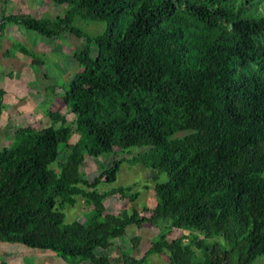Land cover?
<instances>
[{"label": "trees", "instance_id": "16d2710c", "mask_svg": "<svg viewBox=\"0 0 264 264\" xmlns=\"http://www.w3.org/2000/svg\"><path fill=\"white\" fill-rule=\"evenodd\" d=\"M64 16L1 15L43 37L71 33L84 41L73 57L83 71L63 84L74 120L60 117L34 137L15 135L19 159L0 192V240L49 250L65 260L112 264L107 249L136 210L109 212L105 200L124 186L84 195V219L62 210L82 192L80 164L91 150L146 148L129 157L155 171L153 224L166 222L140 260L168 253L170 264H251L264 258V11L253 0H64ZM76 16L106 23L93 36ZM79 134L77 143L71 138ZM32 139L33 142L32 143ZM115 158L96 183L117 180ZM57 164L59 169L53 167ZM129 189V188H128ZM191 230V255L167 239ZM139 240V239H137Z\"/></svg>", "mask_w": 264, "mask_h": 264}, {"label": "rangeland", "instance_id": "374dc122", "mask_svg": "<svg viewBox=\"0 0 264 264\" xmlns=\"http://www.w3.org/2000/svg\"><path fill=\"white\" fill-rule=\"evenodd\" d=\"M258 3L257 12L264 11V0ZM72 3L64 0H0L1 15L30 14L36 18L64 16ZM74 25L96 36L104 32L106 23L86 20L76 16ZM1 34V30H0ZM84 41L74 34L66 33L54 38L43 37L23 25L8 22L0 44V192L12 185L8 174L15 167L19 157L10 156V145L18 133L34 137L60 117L74 120L75 114L66 105L63 84L70 83L83 68L73 57L74 51L83 49ZM79 134L71 138L75 144ZM32 143L33 139H32ZM146 148H131L118 152L91 150L86 143L81 150L80 172L82 192L76 196L74 205H66V221L84 219V213L92 205L86 201L85 193L97 190L100 193L113 187L124 186L126 192L112 195L105 200L109 212L119 213L136 209L143 217L141 226L130 225L120 238H111L107 249H96L97 255H108L112 264H125L126 259L140 260L167 227L166 222L153 224L150 220L152 209L157 204L155 193V171L142 163L133 164L129 157L138 155ZM124 158L117 180L113 183L94 184L100 174L107 170L113 159ZM54 168L59 169L57 164ZM129 188V189H128ZM191 230L173 228L167 239L183 245L180 255L186 259L191 255ZM139 239V240H137ZM149 264H170L169 254H150ZM0 264H93L91 260H65L49 250L35 249L21 243L0 240ZM251 264H264V258L255 259Z\"/></svg>", "mask_w": 264, "mask_h": 264}]
</instances>
